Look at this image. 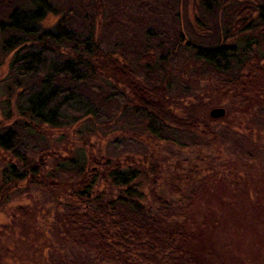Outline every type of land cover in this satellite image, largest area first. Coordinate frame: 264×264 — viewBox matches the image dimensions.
I'll list each match as a JSON object with an SVG mask.
<instances>
[{
    "label": "trees",
    "instance_id": "trees-1",
    "mask_svg": "<svg viewBox=\"0 0 264 264\" xmlns=\"http://www.w3.org/2000/svg\"><path fill=\"white\" fill-rule=\"evenodd\" d=\"M196 1L200 30L187 25L195 40L185 44L179 35L173 44L177 55L168 61L165 46L161 52L162 42L155 46L156 39L161 40L156 37L152 39L154 54H141L136 67L133 62L124 63L114 48L103 49L106 45L95 36L91 21L87 33L75 29L70 24L72 5L70 21L60 19L47 28V17L58 15L51 0H31L28 8L12 9L0 21V52L12 55L10 79L19 90L15 107L24 121L19 124L23 137L16 126L0 132V151L13 157L2 172L0 194L8 186L23 183L25 190L35 187L59 197L57 207L62 213L54 217L60 233L66 243L85 250L88 264L200 262L189 246L182 245L185 236L174 220L176 210L155 194L160 175L156 163L147 173L123 169L116 161L95 160L83 146L74 148L69 143L65 149L52 145L34 149L39 158L28 157L25 153L32 145L23 141L31 135L40 137L39 127L68 132L80 126L89 132L102 120V109L118 102L137 130L156 140L178 143V136H193L201 128V136H214L205 122L206 113L225 102L228 112L249 115L256 136L264 134V108L259 104L264 99V0ZM93 2L95 14L101 16L102 0ZM220 30L235 40L224 43ZM178 57L181 60L173 68ZM139 70L144 73L142 80ZM175 74L206 81L213 97L206 95L207 101L198 97L196 104L181 103L183 94L169 95ZM179 109L183 118L176 113ZM60 151L62 157L57 155ZM171 190L180 194L175 186Z\"/></svg>",
    "mask_w": 264,
    "mask_h": 264
},
{
    "label": "rangeland",
    "instance_id": "rangeland-1",
    "mask_svg": "<svg viewBox=\"0 0 264 264\" xmlns=\"http://www.w3.org/2000/svg\"><path fill=\"white\" fill-rule=\"evenodd\" d=\"M67 1L51 0L58 15L47 17L45 28L60 19L69 20L72 5L75 12L69 21L75 29L85 34L93 23L95 36L107 46L103 49L114 48L124 63L133 62L135 67L141 54H154L152 39L162 40L156 39L155 46L162 42L161 52L165 46L164 55L170 61L177 55L173 44L179 35L185 44L195 40L187 25L195 32L199 29L196 0H181L178 4L171 0H102L101 16L95 14L97 6H93V0H71L70 4ZM75 1H80L79 5ZM30 2L0 0V21L12 9L28 8ZM229 36L220 30L219 38L224 43L235 40ZM179 51L180 48L178 56ZM11 57L0 52V132L16 126L23 137L24 121L18 118L15 107L19 90L14 89V79H10ZM180 60L178 57L172 67L177 68ZM138 75L142 80L144 73L140 71ZM172 84L169 95L183 94L181 103L185 105L198 103V97H213L206 81L194 82L183 74H175ZM122 94L127 96L126 92ZM224 103L214 107L225 109L227 115L223 118H210L213 107L206 113L205 122L214 136H201V128L193 136H178L180 145L156 140L137 130L128 111L117 102L102 109V120L89 132L80 126L68 132L39 127L40 137H25L27 140L23 142L32 145L25 154L39 158L34 149L51 145L54 149H65L69 143L74 148L83 146L95 160L116 161L123 169L133 167L147 173L156 163L160 175L155 194L176 210L174 220L185 236L182 245L196 253L200 264H264V134L256 136L249 115L228 112ZM259 104L264 108V99ZM176 113L183 118L181 109ZM103 122L107 124L105 127L101 125ZM59 140L63 143L59 144ZM253 145L258 149L254 151ZM260 147L262 150L258 151ZM62 153L57 155L62 157ZM12 160L10 153L0 151V184L2 172ZM143 186L146 193V185ZM172 186L180 194H175ZM24 188L23 183H17L0 194V264H88L90 257L85 250L66 243L60 233L59 197L43 189Z\"/></svg>",
    "mask_w": 264,
    "mask_h": 264
},
{
    "label": "water",
    "instance_id": "water-1",
    "mask_svg": "<svg viewBox=\"0 0 264 264\" xmlns=\"http://www.w3.org/2000/svg\"><path fill=\"white\" fill-rule=\"evenodd\" d=\"M226 111L223 108H213L209 112V116L213 120L221 119L225 116Z\"/></svg>",
    "mask_w": 264,
    "mask_h": 264
}]
</instances>
